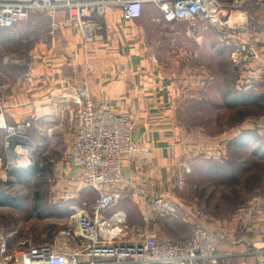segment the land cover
<instances>
[{
	"label": "crops",
	"instance_id": "crops-1",
	"mask_svg": "<svg viewBox=\"0 0 264 264\" xmlns=\"http://www.w3.org/2000/svg\"><path fill=\"white\" fill-rule=\"evenodd\" d=\"M242 8L243 18L239 19V12H230L227 25L217 27L203 19L195 23L187 19L166 21L148 2L143 3L137 19L125 20L122 6L111 3L103 16L91 15L102 33L101 39L91 42L76 26L66 24L61 12L59 27L52 35L48 32L50 19L38 22L35 15L30 17L34 21L10 28H24L20 36H25V45L13 51L4 46L6 37L0 57L15 52L36 55L28 66L4 65L0 60V102L5 106L6 121H31L25 130V141L30 140L25 143L32 160L29 165L35 163L32 152L39 150L43 139L51 145L62 143L70 152L76 128L73 97L78 89H84L94 105L107 104L111 111L134 122L135 150L123 155L122 171L131 184L145 181V190L136 194L124 186L115 187L121 197L104 211L107 216L116 212L125 215V238L134 241L138 230L152 228L158 240H176L199 227L217 237V251L223 257L214 264H257L264 251V172H259L260 186L230 214H222L215 202H206L208 196L201 191L203 179L198 175L205 157L214 166L228 152L232 156L237 153L239 159L246 150L255 151L254 156L264 165V131L249 124L252 115L264 113V0H244ZM36 24H46V29H32ZM242 44L243 56L238 59L234 52ZM202 55H211V63L216 61L219 66L221 57L227 58L233 76L225 81L226 100L233 110L247 111L239 116L240 122L226 130L208 132L198 122L188 123L185 116L181 121L183 106L192 98L183 102L185 89H219L223 85L222 78L214 75L220 69L200 60L193 66L189 62ZM4 140L0 130L2 162L8 156ZM233 160L231 165L240 176L254 169L245 160ZM80 171L83 175V169ZM75 181L65 179L75 186L64 194L82 209L98 195L82 180L79 185ZM157 197L172 203L175 212L160 213L153 204ZM2 237L12 248V241L0 234ZM49 243L61 250L81 245L59 232Z\"/></svg>",
	"mask_w": 264,
	"mask_h": 264
},
{
	"label": "built area",
	"instance_id": "built-area-1",
	"mask_svg": "<svg viewBox=\"0 0 264 264\" xmlns=\"http://www.w3.org/2000/svg\"><path fill=\"white\" fill-rule=\"evenodd\" d=\"M145 2L155 5L166 21L203 19L217 27L228 23L229 17H222L228 5L220 0H0V27L24 22L32 11L41 10L49 16V34L52 35L59 27L58 13L61 12L63 21L76 26L85 40L91 42L101 39L102 34L91 15L103 16L111 3H118L125 20L137 19ZM35 56L21 60L16 54H10L5 55L2 62L4 65L31 64ZM73 102L76 128L70 141V162L83 169L84 184L98 196L82 209L73 208L59 234L78 240L81 245L74 250H61L52 243L15 249L8 247L2 237L0 264H214L222 259L223 255L217 251L216 235L199 227L176 240H158L152 228L138 230L134 241L125 238L127 233L122 230L125 215L116 212L107 216L104 211L117 197L115 187L130 186L136 194H143L145 190V181L131 184L122 171L123 155L135 150L134 122L126 115L114 113L107 104L94 105L84 89H78ZM4 108L0 102V130H3L8 154L5 162L0 158L1 173L32 163L25 147L28 143L25 130L31 126V121L8 123ZM249 124L263 132L264 113L250 117ZM20 147L25 148L20 151ZM153 204L162 214L175 212V206L163 197L153 199ZM257 264H264V251L259 254Z\"/></svg>",
	"mask_w": 264,
	"mask_h": 264
},
{
	"label": "rangeland",
	"instance_id": "rangeland-1",
	"mask_svg": "<svg viewBox=\"0 0 264 264\" xmlns=\"http://www.w3.org/2000/svg\"><path fill=\"white\" fill-rule=\"evenodd\" d=\"M220 1L228 5L227 9L222 13L223 18L230 17V12L233 11L241 14L239 19L244 17L242 8L244 0ZM236 2L239 3V6ZM34 15L38 22L48 21L49 18L46 12L36 10L32 11L29 19L23 23L34 21V18L30 19V17ZM198 20L199 19L189 21L195 23ZM33 27L32 29L42 27L41 29L43 30L46 24H36ZM8 28L9 27H0V46L4 45V43L2 44L3 39L7 37V39L4 40L7 45L4 46H6V48H11L13 51H19V49L22 48L21 46L25 43V36H20L24 34V28L19 26L13 30ZM34 31V33L39 34V31ZM33 40H35V37ZM243 48L244 46L242 44L241 47L236 50L238 53L240 52L236 54L238 59L243 56ZM15 53L21 60L26 57L17 52ZM4 56L5 53L1 55V61ZM211 59V55H202L200 57H192V60L189 62H191L193 66L195 60H200L207 63L209 66L212 65L214 69H220V72L217 74L215 71L214 75L222 78L224 86L221 85L222 87L219 89L216 87H203L201 89L198 88V90L185 89V96L183 95L184 93L182 94L183 102L187 98L188 100L190 97L192 98L188 102V106H183L184 112H182L183 116L181 115V121L185 116L189 119L187 120L188 123L191 122L196 124L198 122V124L207 129L208 132H215L223 129L226 130L231 125L240 122L241 119L239 116H243L247 111L233 110L231 104L226 100L228 88L225 86V81L231 79L233 76L232 71H228L230 65L227 62V58L225 56L221 57V63L223 61L225 62L223 66L221 63L219 66L216 61L211 63ZM13 65L28 66L30 63H14ZM215 82L214 86L216 85ZM211 85L212 83L210 86ZM183 102H181V106ZM258 115L260 114H254L252 117ZM229 116L232 117L230 118ZM52 146L55 148L52 149ZM37 149H39L37 152L35 149L32 152L35 161L32 166L15 167L3 173L0 171V234L6 236L7 239L9 238V240L12 241V248L15 249L24 248L29 244L49 243L51 236L57 234L60 229L66 226L72 209L80 208L74 206L78 205L75 200L66 199L64 194L68 192L69 189L73 190L72 186H75L71 183L64 182L67 178H72L74 181L76 180L77 182H75L77 185H79L82 180V184L85 185L84 174L82 175L80 168L68 161L69 152H67L66 147L62 143L51 145L47 140L43 139V142L37 146ZM252 153L253 152H248L246 150V152H243V155L237 159V153L236 156H232L230 152H228L226 157L223 159L221 158L222 160L219 164L215 162L214 166L208 157L204 158L205 165L203 169L200 170L201 172L198 173L203 179L201 191H203V195L207 194L208 196L206 202H215L217 209L222 212V214H230L245 201L244 198L249 197L252 192L260 186L257 179H259V172L261 170L264 172V165H261ZM234 154L235 151H233V155ZM233 159H235V161L245 160L250 166H253L254 169H251L250 173L247 175L244 174L240 176L237 168L231 165L234 161ZM26 170H28V172H26ZM241 171L244 172L242 169ZM125 188H127V190L128 188L130 189L127 192L134 193L130 186H126ZM120 194V192L117 194L115 201L120 199ZM215 194H218V198ZM213 197L217 201L212 200Z\"/></svg>",
	"mask_w": 264,
	"mask_h": 264
},
{
	"label": "trees",
	"instance_id": "trees-1",
	"mask_svg": "<svg viewBox=\"0 0 264 264\" xmlns=\"http://www.w3.org/2000/svg\"><path fill=\"white\" fill-rule=\"evenodd\" d=\"M19 23H21V22H19ZM19 23H16V24H19ZM16 24H14V25L10 26L9 28L15 27V25H16ZM252 151H253V150H252ZM254 153H256V152H255V151H253V153H252V154L254 155ZM7 171H8V170H7ZM30 171H31V170H30ZM26 172H28V170H26Z\"/></svg>",
	"mask_w": 264,
	"mask_h": 264
},
{
	"label": "water",
	"instance_id": "water-1",
	"mask_svg": "<svg viewBox=\"0 0 264 264\" xmlns=\"http://www.w3.org/2000/svg\"><path fill=\"white\" fill-rule=\"evenodd\" d=\"M30 140L28 139V142H29Z\"/></svg>",
	"mask_w": 264,
	"mask_h": 264
}]
</instances>
